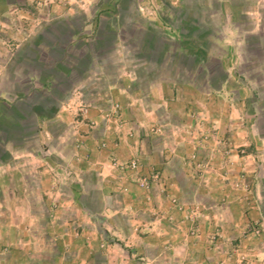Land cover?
<instances>
[{
    "label": "rangeland",
    "instance_id": "rangeland-1",
    "mask_svg": "<svg viewBox=\"0 0 264 264\" xmlns=\"http://www.w3.org/2000/svg\"><path fill=\"white\" fill-rule=\"evenodd\" d=\"M173 32H181L178 42L183 46L176 67L163 68L154 64L153 69H146L144 60L135 58L134 53L146 43L148 36H155L153 42L157 48L156 40L162 37V41H172ZM78 34H83V43L72 46ZM259 35L262 39L255 41ZM98 44L103 48H91ZM258 47L264 51V0H0V192L21 188L34 192L42 189L43 181L49 189L57 188V182L72 189L80 184L79 187L85 186L89 191L90 196L85 198L87 207L105 223L106 230L102 233L107 238L134 240L147 221L150 228L164 221L181 239L173 248L165 245L167 256L190 251L188 245L199 239L201 219H208L203 203L166 193L175 184L169 183L165 191L157 165L146 168L140 159L137 143L140 138L142 140L140 132H144L145 124L139 119L134 121L135 126L130 125L127 116L120 115V94H126L125 82L133 80L134 87L143 92L148 86L142 79L176 75L177 80L183 81L177 89L178 98L179 95L184 98L194 95L197 91L199 95L208 93L209 101L192 103L195 110L188 109L190 112L181 117L182 121L178 120L179 125H174L167 113L178 110L180 104L165 103L169 111L163 114V121L152 120L146 130L156 138L165 131L170 134L173 125L183 142H192L198 137L199 144H211V162L201 161L195 152L186 154L184 161L201 176L208 167H213L212 172L229 180V184L226 181L225 184H228L230 200L240 202L247 221L233 233L236 244L223 246L215 239L219 236L216 230H210L207 247L225 254V261L216 264H264V245L257 244L258 235L264 232V201H260L259 215L250 207L258 198L263 200V196L255 194V185L247 176L253 174V169L233 172L225 168L220 172L223 157L234 149L235 153L237 150L247 155V165L257 164L261 172L257 176L264 178V63L253 53ZM41 80L46 83H39ZM30 86H38L44 95L36 99L38 92H27ZM24 94L26 96L21 99ZM7 102L12 104L8 106ZM160 106L163 110L164 106ZM39 116L41 118L37 119ZM226 123L229 128L224 132L221 128ZM98 128L111 130L116 144L118 141L132 144L136 140L137 147L128 151L126 158L110 151L104 164L89 161L91 150L86 141H91L97 154L114 143L113 139L110 141L105 135H99ZM239 128L241 134L237 133ZM255 128L262 141L258 149H251L248 143L239 148L234 146L235 140L247 141L250 135L257 137L253 135ZM59 146L63 147V153L57 149ZM35 148L39 150V157L32 154L31 149ZM52 154L66 157L67 168L61 166L59 171L50 168L46 157L51 158ZM217 156L221 158L216 159L219 166L215 167L213 158ZM70 158L87 160L88 166L84 168L87 171H81L85 176L74 175ZM95 166L99 172L114 176L112 186L119 188L116 194H127L125 185L134 184L143 192L142 199L138 197L133 206L124 203L120 196L102 195L101 188L107 183L94 181L97 177ZM52 171L57 180L49 182L47 174ZM20 172L22 179L18 183L14 176ZM78 178L79 182L75 181ZM8 198L0 194V221L14 226L13 220H17L16 224L25 226L21 230L23 235L21 231L14 233V229L0 227V241H4L0 243V254L7 252L11 256L9 264H27L25 246H30L31 264H47L54 257L65 264L76 258L74 249L49 252L51 242L45 238L42 218L53 217L59 205L56 199L49 198L48 207L44 204L35 207L37 197L27 195L24 198L26 207L14 210L10 208L13 200ZM106 204H114L115 210L107 211ZM145 205L151 209L143 213ZM117 222L120 229L121 225L131 227L129 235L124 236L116 228ZM148 225L145 224V230H149ZM152 230L158 236V230ZM169 238L173 240L174 237ZM126 247L134 250L130 257L133 261L147 263V258L152 257L149 264H157L155 246L149 247L148 252L138 243ZM86 248L89 249V245ZM197 249L203 251V247ZM90 250L80 264H98L94 262L93 250L96 258L102 257L104 264L119 263L116 258L127 260L126 252L103 241ZM109 254L113 256L112 262L107 261ZM67 257L71 258L66 260ZM169 262L166 260V264Z\"/></svg>",
    "mask_w": 264,
    "mask_h": 264
},
{
    "label": "crops",
    "instance_id": "crops-1",
    "mask_svg": "<svg viewBox=\"0 0 264 264\" xmlns=\"http://www.w3.org/2000/svg\"><path fill=\"white\" fill-rule=\"evenodd\" d=\"M74 34L77 32H73ZM80 33V32H79ZM98 35V33H95ZM262 35V34H261ZM261 35L257 36L255 41L257 39L261 40ZM78 38L76 40H73V45L77 43V47L80 46L81 43H83L84 37L83 34H78ZM181 32H173L172 41L170 40H161L157 39L156 42L158 43L157 48L156 45H154L153 39L155 40V36L149 37L146 40V43L142 44L141 48H138V51L134 53V56L138 60H144V65L146 69H153L154 64L160 65L163 68L170 67L173 68L176 67V59L178 58V55L181 56L182 51V44L181 42H178L180 39ZM166 39V38H165ZM162 43V45H161ZM85 44V42H84ZM93 50H96L98 48H103L101 44H98L97 46H92ZM257 48V47H255ZM31 52H34L35 50H29ZM254 51V50H253ZM255 56L257 57L260 62L264 63V51H262L259 47L257 50L253 52ZM157 55V57H156ZM178 65V64H177ZM204 68V67H203ZM202 70V69H201ZM84 72V71H83ZM82 72V73H83ZM174 74L176 71H173ZM172 73V72H171ZM200 74V73H199ZM179 75V74H178ZM178 76H160L157 77H149L150 80L146 81L142 79L141 81L146 82L145 84L148 86L147 90L143 92H139L140 89H136L133 84V80H130V82L126 83L125 86L126 91L125 96L123 94H120L121 101V112L120 115L127 116L129 119L130 125L135 126V120L143 121L145 124V128L143 129L144 132H140L143 143L140 141L139 143L133 141L131 144L130 141L127 143H121L118 141L116 144L115 136L113 132L105 131L102 128H98L100 130L98 133L101 136L105 135L106 139H109L110 141L113 139V144H108V148L100 150V152L95 151L93 148V145L91 144V141H86L87 148L91 150L89 151V156L87 160L89 161H97L104 164V158L107 157L106 155L108 152L112 151L114 154H117L120 158H126L128 151H131L134 149V147H137L136 143L138 144V148L140 149V159L143 162V165H145L146 168L150 166L157 165V167L160 170V174L162 176V182L165 185L164 189L167 191V187L169 186V183L173 182L175 184L173 188L169 187L168 192L169 194H172L174 196L179 197H189L190 200H197V202L203 203V207H205V211L207 212V218L209 219H201V223L199 224L198 230H199V239L193 241L192 244H189L190 251H180V253H173L170 256H167V253L165 252V245H171L177 246L180 244V238L175 234L174 228L170 227V224L163 222L157 223V225H154L152 228H150V222L147 221V223H144V230L142 232H137L136 238L134 240H129V238H116V237H109L107 238L106 235H103L102 230L105 231V223L102 222V220H99L95 217V213L91 212L89 207H87L85 198L86 196H90L89 191H87L86 187H79L80 184L79 178L75 181L78 184V187H75L77 189L69 188L68 186L62 184V182H57V188L49 189L45 187V183L43 181L42 189H37L36 191L32 190H24V188H21L19 190L15 189L13 192L11 189L5 191L1 190L0 194L3 197H9L8 199H12L11 206L14 210L19 209L24 206L26 207V204L24 203V198L27 195H33L35 198L37 197V201H34L35 207H40L42 204L46 205L48 207V203L51 199L54 198L58 202L57 208L54 210L53 217H49V219L42 218V221L45 223L46 227V233L45 238H48V241L51 242V247L49 249L50 251L60 253L62 251V248L66 249H74L76 251V258L71 259L69 262H65V264H80V260L82 257L85 256V254L88 252L90 253V248L94 245H100L102 244V241L106 243V245H116L121 251L126 252L127 260H124V258H116V260L119 259L120 264H140L137 261H133L130 259V257H133L132 252L134 251L132 248H127L126 245L134 244L136 243L141 244L144 246L145 250L148 252L149 247L155 246L157 248V252L155 253L157 260V264H166V260H169V264H216L218 261H225V254L223 252H216L213 250H210L207 245L210 243L208 242V235L210 233V230L215 231L219 236L215 237L216 241L220 242L223 246L228 244H236L233 236L234 231L238 228L240 224L247 221L246 216L244 214V211L242 213L241 208L242 205L240 202H236L235 200L231 202L229 197V180H224V176H220L221 174L212 172L211 170L213 167H208L205 170V173L203 175H199L198 173H195L192 167L188 165V162L184 161V158L186 154H189L190 152H195V156L200 159L203 162H211L210 157V150L213 148H210V143L205 144H199L198 137H196L192 142L186 141L183 142L181 135L176 134L177 131L175 130L176 127L171 126V132L165 131L166 133L161 135L160 137L153 138L154 135L149 133L146 130V127H149L151 125V121L154 119H159V121H163L162 116L166 113V111H169V109H166L165 103L174 102L180 104V107L178 110H171L167 114L171 115V119L173 124H180L182 121L181 117L183 115H187L190 111L187 112L188 109L195 110V107L192 103L197 104L198 101H202L206 104L209 100H207L206 96L208 93H200L199 95L197 91L194 92V95L191 96H184L182 97L179 95L177 89L182 86L183 81L177 80ZM179 82H181L179 84ZM39 83L44 84L45 81H39ZM139 82H136L138 84ZM187 84V83H185ZM41 86V85H40ZM188 90L193 91L192 89ZM28 93H36L38 92V95L36 96V99L42 97L44 93L38 89V86H30L27 88ZM26 92V93H27ZM26 96L24 94L23 96H20L21 99H23ZM23 97V98H22ZM178 99V100H177ZM14 102V101H13ZM159 102V103H157ZM12 103L7 102V105L10 106ZM163 105V110L160 108ZM6 106V105H5ZM7 106V108H8ZM160 110H157V109ZM166 109V110H165ZM162 110V112H161ZM32 111V110H30ZM33 113V112H32ZM187 113V114H186ZM228 116V115H227ZM41 117H37V119H40ZM173 118V119H172ZM36 119V120H37ZM179 120V121H178ZM140 123V122H139ZM234 126V125H233ZM229 126L226 123L225 125H222V130L225 132L228 130ZM257 129L255 128L254 134L257 137H250L247 141L244 140H235L234 146L239 148L241 145H245V143H248L252 148L258 149L260 145H262L261 136L257 135ZM97 133V132H95ZM241 134V130L239 128L238 132ZM251 133V132H250ZM145 135V138L143 137ZM183 136V135H182ZM257 138V140H256ZM141 143V144H140ZM162 143V144H161ZM116 145V147H114ZM182 146V147H180ZM58 150L62 152L63 147L59 146L57 148ZM33 152V156L39 157V150L37 148L31 149ZM109 150V151H108ZM183 151V152H182ZM159 152V155L156 153ZM255 155V154H254ZM246 156L237 152L235 153V150L230 152V155H225L223 157V165L222 170L220 172H224V169L227 170L232 169L234 171H241V170H248L251 171L253 169V174H247L249 175L250 179L253 181L255 185V194L257 196L262 197L258 198L257 201H254V206L252 207V212L256 215H259V207H261L262 203L260 201H264V178H261V176H257L259 174V168L258 165H247L246 164ZM44 158V157H43ZM221 157H214L213 159H218ZM45 159V158H44ZM46 159L49 161V164H51L50 168L53 167L55 171H59L61 169V166H65V169L67 168L65 163L67 162L66 157L62 158L57 157L55 154L51 155V158L46 157ZM210 159V161H209ZM86 159L81 160H74L73 158H70L71 165L75 169H72V172H74V175L76 177L78 176H85L86 174L82 173L81 171H87V169H84L88 166V162ZM4 160L1 159V162ZM214 161V160H213ZM65 162V163H64ZM254 164V163H253ZM48 165V164H47ZM69 165V164H68ZM213 166L218 167L219 161L213 162ZM224 166V167H223ZM253 166V168H252ZM60 167V168H58ZM77 167V168H76ZM155 167V166H154ZM93 169H96L97 172H94V175L97 177L94 178V181L100 182L103 184L101 188V194L105 197H115L120 196V194H116L115 192H119L118 186L115 185V187L112 186L113 177L109 176L107 174H103V172H99L98 168L95 166ZM78 175V173H80ZM243 173V172H241ZM261 173V172H260ZM89 174V172L87 173ZM21 175L22 173H17L14 176V181H18V183L21 182ZM72 176V175H71ZM245 176V175H244ZM44 178L43 176H41ZM223 177V179H222ZM221 178V181H220ZM42 179V178H41ZM76 179V178H75ZM47 180L53 181L57 180L54 178V171L51 173L48 172L47 174ZM47 180L45 182L47 183ZM60 180V177H59ZM226 183L228 184H225ZM127 186V194L124 193L120 196L122 198V201L125 203H128L129 205L135 206L137 204V198L141 197L142 199V193L139 189L135 187L134 184H126ZM99 196V194H97ZM162 196V195H161ZM164 196V195H163ZM196 198V199H194ZM5 200V199H4ZM110 202V200H109ZM143 203V202H142ZM261 203V205H260ZM8 204V203H7ZM144 204V203H143ZM200 204V203H199ZM101 204H99L98 209L100 208ZM108 207L106 210L111 211L115 210L114 204H106ZM121 206V205H120ZM143 206V205H141ZM145 210L143 213H146L145 211H149L151 208L147 207L145 205ZM38 211V208H37ZM221 220H219V218ZM144 220V219H143ZM148 220V219H147ZM214 220V221H213ZM3 221V220H2ZM0 221V227H4V229H14V233H20L22 228H24V224H16L17 220L14 221V226H10L8 221L7 223H4ZM88 221H91L92 224H87ZM19 222H21L19 220ZM145 224H149L147 229L145 230ZM159 224V225H158ZM172 225V224H171ZM126 226L121 225L117 222L116 228L121 230V233H124V236L129 235L128 229L131 230V227L128 228ZM142 226V227H143ZM16 227H19V230H15ZM113 228V227H112ZM26 229V228H25ZM152 229L158 230V236H155L153 234ZM262 230V229H261ZM6 231V230H5ZM141 231V230H139ZM22 232V231H21ZM75 233V234H74ZM140 233V234H139ZM264 232H262L263 234ZM261 234V235H262ZM23 235V232H22ZM261 235H258L257 240L259 241L257 244H259L261 247L264 245V236L263 238ZM130 236H133L131 234ZM169 237H174L171 240ZM90 239V240H89ZM135 241L136 243H134ZM171 241V242H168ZM0 243L4 244V241H0ZM34 242H32L33 244ZM90 243V244H89ZM130 243V244H128ZM15 245H17L15 243ZM86 245H89V249L86 248ZM203 247V251L197 248ZM226 247V246H225ZM32 248V246H31ZM175 248V247H174ZM209 250H208V249ZM30 246H25V261L27 264H31L30 257L31 254H29ZM33 249V248H32ZM96 249V248H95ZM94 249V250H95ZM137 249V248H136ZM93 250V258L94 262H97L98 264H104V261L102 260V257L96 258V251ZM179 251V249H177ZM194 250L198 251L195 252ZM3 254V255H2ZM100 255V254H99ZM144 256L147 254H143ZM122 256V255H121ZM153 256V255H152ZM3 257V258H2ZM86 257V256H85ZM109 257L107 261L112 262L113 256L109 254ZM123 257V256H122ZM2 258V259H1ZM71 257H67L66 260H68ZM152 257L147 258V263H141V264H149V260ZM11 256L7 254V252H1L0 254V263L3 264H9L8 261H11ZM228 259V258H227ZM46 260V257L44 261ZM52 262H49L47 264H61L62 260L59 257H54L52 259ZM76 261V263H74ZM84 262V261H83ZM42 263V262H41ZM114 263V262H113ZM116 262L115 264H119ZM45 264V262H44Z\"/></svg>",
    "mask_w": 264,
    "mask_h": 264
},
{
    "label": "built area",
    "instance_id": "built-area-1",
    "mask_svg": "<svg viewBox=\"0 0 264 264\" xmlns=\"http://www.w3.org/2000/svg\"><path fill=\"white\" fill-rule=\"evenodd\" d=\"M258 231V229H255V232H257Z\"/></svg>",
    "mask_w": 264,
    "mask_h": 264
}]
</instances>
